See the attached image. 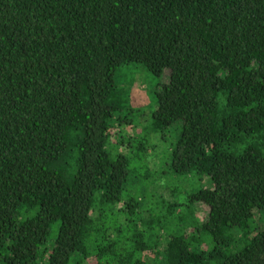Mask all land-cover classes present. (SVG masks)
<instances>
[{
  "label": "trees",
  "instance_id": "obj_1",
  "mask_svg": "<svg viewBox=\"0 0 264 264\" xmlns=\"http://www.w3.org/2000/svg\"><path fill=\"white\" fill-rule=\"evenodd\" d=\"M130 64L168 74L145 127L174 138L168 199L127 192L156 187ZM90 261L264 264V0H0V264Z\"/></svg>",
  "mask_w": 264,
  "mask_h": 264
},
{
  "label": "rangeland",
  "instance_id": "obj_2",
  "mask_svg": "<svg viewBox=\"0 0 264 264\" xmlns=\"http://www.w3.org/2000/svg\"><path fill=\"white\" fill-rule=\"evenodd\" d=\"M168 79V74L166 76L165 72L159 79L152 77L147 70L138 64H130L128 66L122 67L121 71L117 74L116 82L117 85L124 90V97L126 104V113L120 114L121 117H126L128 120H136V124L132 126L121 125L122 134L125 141H133L135 139L144 138L146 139L144 152H146L145 162L147 164V169L150 171V180L156 182V187L154 185L141 184L136 178H131L127 184V192L131 196L138 198L143 201L145 196L149 195V188L157 189V193L162 195L165 199L169 198L168 188L165 184L168 183V179H165L160 174L161 164L163 158L168 154L166 151L169 148L170 143L173 142V136L168 137V142H163L161 135L152 134L148 135L146 133L145 127H147L151 112L155 108V90L157 85L164 83ZM132 111L128 109V106ZM170 132V131H169ZM129 145H121L119 151L121 153H127L131 149L128 148ZM130 155V152L128 153ZM187 179V178H185ZM179 182V181H178ZM175 183V181H174ZM181 188L187 191L188 185L184 180L180 182ZM161 186H164L162 188ZM192 212L194 218L200 222L206 217L205 210H201L199 207L192 206ZM92 261L89 262L91 264Z\"/></svg>",
  "mask_w": 264,
  "mask_h": 264
}]
</instances>
